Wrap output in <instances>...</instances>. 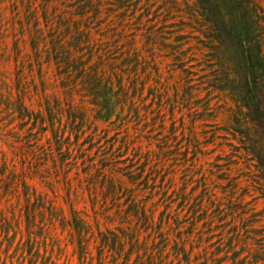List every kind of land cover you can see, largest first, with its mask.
<instances>
[{
    "label": "rangeland",
    "instance_id": "obj_1",
    "mask_svg": "<svg viewBox=\"0 0 264 264\" xmlns=\"http://www.w3.org/2000/svg\"><path fill=\"white\" fill-rule=\"evenodd\" d=\"M88 1L52 0L37 33L27 0H0V151L10 160L6 170L0 164V264H79L72 199L92 227L93 264H264V180L246 149L249 125L235 122L227 91L210 87L216 60L190 14L193 1ZM87 33L82 53L87 59L92 47L91 64L114 84L97 102L114 106L108 119L77 72L59 68L52 54L60 39L75 45ZM21 88L29 111L47 121L44 133L18 117ZM46 96L60 112L55 129L65 130L60 148ZM69 102L85 113L73 130ZM31 133L48 154L30 153ZM11 168L26 171L57 209L51 216L49 203L30 207L31 237ZM99 230L120 236L123 249L100 251Z\"/></svg>",
    "mask_w": 264,
    "mask_h": 264
},
{
    "label": "trees",
    "instance_id": "obj_2",
    "mask_svg": "<svg viewBox=\"0 0 264 264\" xmlns=\"http://www.w3.org/2000/svg\"><path fill=\"white\" fill-rule=\"evenodd\" d=\"M193 5L190 8V14L195 18L196 23L204 29L203 33L207 38V46L213 51V58L216 60L217 68L214 70L215 77L210 87L213 90L227 91L231 99L235 102L236 109L233 111L235 122L237 124L245 122L248 126L246 149L251 155L252 159L257 161L256 166L261 170L262 179L264 180V6L258 0H192ZM52 0H27V12L29 13V23L33 22L35 32L41 33L40 29V15L49 19V8ZM89 3L92 0L88 1ZM84 14L85 7L80 8ZM200 18L201 22L197 21ZM38 37V36H37ZM37 37L34 36V42ZM80 38L78 43H72L60 39L53 49V58L56 60L58 67L62 64H67L68 68H72L77 72V76L82 79L83 85L87 87L90 95L96 98V105L100 106L98 113L102 117V113L107 114L105 118L112 115L114 106L99 105V97L106 99L112 95L114 84L110 78L105 76L100 64H91L93 56V48H90L89 56L85 58L82 53L84 47H81L82 42L90 41V34L87 33L85 39ZM15 54L18 58L21 54L19 47V39H16ZM36 46V43H35ZM123 78V77H122ZM65 88L66 85L62 84ZM119 88L124 89L123 80L119 83ZM45 89V88H44ZM27 90L24 88L18 89L15 106L18 117L27 123H32L38 126L41 132H45L48 128L43 114L33 115L25 104V96ZM69 88L67 93H71ZM58 104H60L59 99ZM70 116L72 122L70 126L76 124L77 119L83 121L85 113L79 110L75 113V108L69 102ZM45 107L49 116V126L57 138V144L60 148L64 138L60 134L59 129H55L56 117L60 112L51 103L49 96H46ZM61 123V120L59 121ZM26 124V125H27ZM35 134V136H34ZM30 134L34 136V141L28 139L30 153L32 155H39L40 153L48 154L49 151L40 144L38 133ZM69 151V149H68ZM7 154L0 151V164L4 169L10 168V162ZM12 170L13 182L18 187L19 181L23 185L22 195L26 202V218H27V235L31 237L32 229L35 224L33 218V211L30 209L36 201H40L43 206L49 203L51 216L57 212L53 201L48 200L46 195L37 193L35 188L27 182L26 171H22L21 177L15 169ZM9 170V171H10ZM40 171L41 169H37ZM17 187H12V190L18 192ZM264 187V184H263ZM12 193L11 187L7 194ZM13 194V193H12ZM20 195V194H19ZM71 198V193H69ZM75 200L70 201V211L72 220L70 225L74 227L77 234L78 241V255L79 264H93L94 256L89 248L88 234L91 230V224L88 219L82 216L81 211L75 207ZM86 216H89L85 213ZM96 222L99 220L96 218ZM113 237L110 239L104 231L99 230L100 242L98 249L104 251L106 247L111 250L120 248L123 249V241L116 233H111ZM30 239V238H29ZM111 240V243H110ZM112 244V247H110ZM137 246V241L132 245ZM132 253V252H130ZM129 253V254H130Z\"/></svg>",
    "mask_w": 264,
    "mask_h": 264
}]
</instances>
